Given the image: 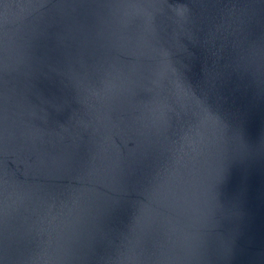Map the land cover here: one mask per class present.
Returning <instances> with one entry per match:
<instances>
[{"label": "water", "instance_id": "1", "mask_svg": "<svg viewBox=\"0 0 264 264\" xmlns=\"http://www.w3.org/2000/svg\"><path fill=\"white\" fill-rule=\"evenodd\" d=\"M0 264H264V0H0Z\"/></svg>", "mask_w": 264, "mask_h": 264}]
</instances>
